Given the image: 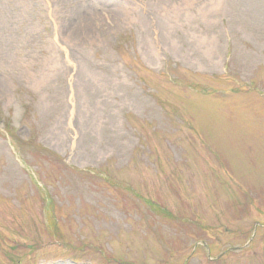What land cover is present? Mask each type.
Here are the masks:
<instances>
[{
  "label": "rangeland",
  "instance_id": "374dc122",
  "mask_svg": "<svg viewBox=\"0 0 264 264\" xmlns=\"http://www.w3.org/2000/svg\"><path fill=\"white\" fill-rule=\"evenodd\" d=\"M0 264H264V0H0Z\"/></svg>",
  "mask_w": 264,
  "mask_h": 264
}]
</instances>
